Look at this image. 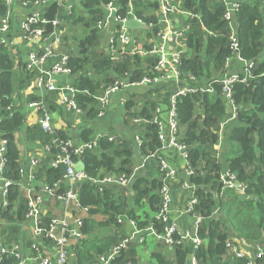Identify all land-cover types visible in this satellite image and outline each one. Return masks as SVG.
I'll return each mask as SVG.
<instances>
[{
    "label": "trees",
    "instance_id": "1",
    "mask_svg": "<svg viewBox=\"0 0 264 264\" xmlns=\"http://www.w3.org/2000/svg\"><path fill=\"white\" fill-rule=\"evenodd\" d=\"M81 8L86 18L80 17L74 8L68 16L64 15V7L56 3L50 5L43 17L47 21L60 19L71 21L74 25H82L85 36L78 40L77 54L73 52L67 61V67L74 75H79L75 87L79 92L75 100L92 118L98 114L96 109L97 95L102 87L109 86L116 79H124L130 75V81L138 82L145 76L152 77V68L158 60L153 57L141 56L113 59L110 48L102 47L103 33L97 24L107 15L106 7L112 0H81ZM129 1L119 0L118 16L131 18ZM133 16L142 20L149 29L143 31L149 38H154L160 31L157 11V0H132ZM18 2H24L18 0ZM182 9L192 13L187 20L189 30L186 33V46L190 56H182L179 71L181 74L179 88H198L197 93H186L177 97L175 111L180 128L179 141L187 147L188 162L194 171L189 178L195 188L198 203L193 214L202 219L199 224L198 236L202 245L194 252L185 243L177 245L175 259L172 262L166 257L155 254L158 264H189L193 254L198 264H249L247 258H237L228 254L229 241L255 245L264 250V0H241L237 12V38L242 56L254 63V79L248 84H235L233 101L238 109L235 122L227 126L224 136V162L218 158L217 146L220 143L219 131L222 121L229 117V109L223 100V84L219 79L226 72V63L232 58L230 48V28L224 21L226 8L219 0H183ZM8 14L6 0H0L1 20ZM54 32L51 23L45 26V35ZM146 50H151L146 46ZM14 61L8 48L0 51V132L9 141L8 163L5 176L17 182L20 180L19 151L16 134L25 130V117L22 110L8 112L13 104L12 95L15 89ZM22 72L30 76L26 66H20ZM194 77L196 81L191 80ZM170 85H176L170 83ZM163 90L167 85H156ZM155 86V87H156ZM177 86V85H176ZM153 86V88H155ZM213 88V92L206 90ZM151 88V89H153ZM132 119H140L148 123L136 125L137 132L143 140L140 148L144 157L157 154L162 148L158 138V126L152 124L159 103L148 101L141 107L131 101L127 104ZM26 133V130H25ZM30 139H38L45 147L51 143V138L59 142L67 141L66 133L45 134L40 128L28 130ZM81 139L84 143L93 141V132L86 130ZM136 141V138L134 139ZM98 148L87 149L80 156H74L75 161H83L85 175L95 179L107 174L127 173L133 163V152L130 143L109 142L108 137L98 143ZM59 151L52 149L50 155ZM48 157L40 169L41 179L46 178L50 186L62 183L65 175L63 165L58 168L50 166L52 157ZM158 160L152 163L156 164ZM223 163L227 171L236 175V181L243 187L225 188L221 177ZM148 165L149 176L138 178L133 185V198H125V191L118 188H107L100 193L97 187L89 181L82 184L79 199L82 208L88 210L82 227L86 239L76 246V262L78 264H96V258L125 239L116 234L121 228L119 216H126L136 223L138 229L153 225L159 233L164 231V225L155 220L160 205L159 190L161 178H153L150 172L155 166ZM160 174V173H159ZM65 187L59 193L65 192ZM17 185L11 187L9 207L0 210V234L5 241L13 245L24 240V221L27 214V204L19 198ZM242 192V193H240ZM152 214H150V213ZM110 230L103 237H93L96 228ZM237 244V243H236ZM129 251V250H128ZM122 253L113 264H136L134 254ZM255 259L257 264H264V257ZM1 264H18L15 257H6Z\"/></svg>",
    "mask_w": 264,
    "mask_h": 264
},
{
    "label": "built area",
    "instance_id": "2",
    "mask_svg": "<svg viewBox=\"0 0 264 264\" xmlns=\"http://www.w3.org/2000/svg\"><path fill=\"white\" fill-rule=\"evenodd\" d=\"M18 0H6L8 5V14L2 18L0 26V39L5 45L7 43V35L10 32V12L12 6ZM56 3H62L63 1L69 2L70 0H52ZM159 4V10L157 11V16L159 17L160 31L156 36V41L151 40L145 35L143 31L131 32L125 28L124 24L133 18L138 19L133 16L134 5L133 1H129V15L132 17L122 18L118 16L119 0H112L111 3L106 7L107 15L105 19L97 24V28L103 33V38L108 32L112 33V37L109 41L108 47L110 48V53L113 59H121L124 57L141 56L143 58L153 57L158 60L157 64L152 68V77L145 76L138 82L130 81V75L126 74L124 79H116L113 84L102 87L101 94L95 97L97 105L96 109L98 111L97 117H102L106 115V111L110 106L111 97L119 92L128 90L129 88H151L162 83L174 82L177 85L180 84L181 74L179 71V66L181 64L182 56H190L191 53H178L168 55L165 52L164 44L167 42H173L182 40L186 46L185 36L189 30L188 25L184 28L173 31L168 30L167 32L161 31L162 21H166L169 17L174 16L177 12L182 10L183 0H157ZM63 2V3H64ZM226 8L224 15V21L228 24L231 34L229 37L230 48L232 50V58H236L237 65L232 64L231 58L226 63V72L221 78L215 79L223 84V100L225 101L227 108L229 109V117L222 121L219 131V139L222 140L227 126L231 125L236 121L238 116V109L233 101V88L237 83H243L248 85L253 79V68L254 63L245 59L240 51V43L237 38V12L241 6V0H221ZM38 1H34V5H38ZM23 7H28V4L21 2ZM71 8V7H70ZM187 20L193 17L192 13L186 12ZM160 18L161 21H160ZM140 20V19H138ZM142 21V20H140ZM51 23L54 32L47 37L45 35V26ZM61 26V20L56 19L53 21H47L42 14L33 13L22 25V32L30 40L50 38L58 40V34L56 31ZM161 43V44H160ZM146 46H150L151 50H146ZM55 57L53 47L50 46L44 50L42 53L30 54L27 58L26 69L28 71H33L35 68H41L49 62L50 59ZM70 56H65L60 64H56L52 67L50 71L40 70L39 75L36 78V86L40 91H46L47 93H61L63 95V101L66 102L69 107L80 112V108L75 100L78 93H88L86 91L79 92L75 86H63L60 87L56 85L54 76L57 75H71L72 71L67 67V61ZM191 80L196 81L194 77H190ZM209 93L213 92V88L209 87L206 90ZM198 88H180L178 93L173 97L172 108L170 110L169 120L165 122L161 118L162 111L157 108L155 117L152 120V124L158 126V138L162 143V148L159 152L168 150L169 148H175L179 151L187 160L188 152L187 147L179 141V125L177 122V115L175 111V102L178 96L184 95L186 93H197ZM29 107L36 110L39 114V127L47 135H53L56 132L52 127V118L49 111L46 109V103L44 100L41 101H31ZM0 108V115H1ZM8 112L20 111L17 109L13 103L7 108ZM134 124L140 125L142 123H148L140 119H132ZM16 140H22L25 138V130H21L15 136ZM109 142L116 143V138L114 136L108 137ZM51 143L48 146H44L46 152V159L50 157V152L52 149L59 151L52 155V160L50 166L53 168H58L63 165L65 167V175L63 177L62 183H55L50 186L46 182V178L41 179L40 169L42 164L37 161H32V167L34 169H39L37 172V179L41 183L40 188L33 187L34 176L28 174L27 167L20 166V180L13 182L5 176L6 167L8 163V145L9 141L0 132V210H4L9 207V196L11 187L17 185L19 198L17 200L16 206L19 205L21 200H24L27 204V214L25 216L24 226L30 224L32 226L34 239L29 243L28 247L23 242L19 244L10 245L5 241V237L0 234V264L6 257H15L18 260V264H68L70 257L74 254V250L71 247L70 236L78 241L86 239L82 232V227L84 225V220L87 215L88 210L82 208L79 199V193L81 186L84 182L89 181L94 184L100 193H103L107 188H119L128 189L131 185L135 183V175L139 171V167H134L131 174L127 173H114L107 174L105 176L98 177L95 179L88 178L85 172H78L76 166L78 162L75 161L74 156L80 157L84 151L87 149L98 148V142L92 141L91 143H83L81 145L75 146L71 139L67 141L59 142L58 139L51 138ZM136 143L139 148L143 144V140L139 135L136 136ZM218 150V146H217ZM149 159H158L159 172L162 175V185L159 190L160 205L158 213L155 216V220L164 225V231L159 233L155 230L153 225L147 228V231L151 233L159 242H164L167 246L176 247L181 245L183 242L182 238L178 237L177 227L170 221V213L172 206V195L170 181L175 179L176 172L172 170L169 166L167 159L162 156L158 157L157 154L146 157V161ZM143 167V166H142ZM193 170L188 168L187 175L190 178L193 175ZM221 181L225 188H238L243 190L247 186L243 187L236 181V175L230 174V172H224L221 177ZM64 186L65 192L59 193L60 188ZM183 188L187 190H194L195 188L189 183L185 182ZM193 191V192H194ZM242 193V192H240ZM190 205L189 212L194 211L195 205L198 200L195 196ZM51 202H56L58 205V210L61 212L60 217H56L53 214H49L48 211H43L44 206H49ZM81 213V214H80ZM118 222L122 225L126 221L124 216L118 217ZM202 222L201 218H198L196 234L192 238L193 240V251L195 252L203 243V241L198 236L199 224ZM129 223L136 227V223L133 220H129ZM0 225H2L0 223ZM3 227H1L2 229ZM0 229V230H1ZM25 227H23V233L25 234ZM140 231H134L131 236L126 237L118 245L113 246L108 253L100 255L96 258V264H113L118 258L121 257L122 253L127 252L130 249L131 243L134 241L135 236L139 234ZM48 242L53 245L56 249L54 254L48 252L43 253L41 251V244ZM237 243V244H236ZM240 245H245L250 247V244L240 243L236 241H229L227 244L228 254H233L237 258H247L249 264H257L256 259L248 258V253L246 250H241ZM25 248H29L31 253L25 255L23 252ZM76 249V248H75ZM257 258L261 259L264 257V250L256 248ZM76 254V252H75ZM195 258V257H194ZM133 264V263H126ZM193 264H198L196 259Z\"/></svg>",
    "mask_w": 264,
    "mask_h": 264
},
{
    "label": "crops",
    "instance_id": "3",
    "mask_svg": "<svg viewBox=\"0 0 264 264\" xmlns=\"http://www.w3.org/2000/svg\"><path fill=\"white\" fill-rule=\"evenodd\" d=\"M28 4V7H23L21 2L15 1L10 12V32L7 35V43L4 45L0 39V51L2 48H8L11 57L13 58L15 67H14V77H15V89L12 95L13 103L17 109L22 110L25 117V138L21 141H17V148L19 151V164L20 166L27 167L28 174L34 176L33 187L40 188L41 183L37 179V172L39 169H34L32 167V161H37L39 164H42L46 160V152L42 143L38 140L30 139L28 130L35 127H39V114L36 110L29 107L31 101H41L44 100L46 103V109L49 111L52 118V127L56 133L64 132L67 137L71 139L75 146L81 145L84 142L81 139L82 133L86 130L93 132V141L101 142L103 138L114 136L116 138V143L128 142L133 154V163L131 169L134 167H139V171L135 175V182L138 178H147L148 165H152L156 159H149L146 161V157L142 155L140 148L138 147L134 139L139 134L137 132L136 124H134L129 110L127 109L128 102H135L138 107H141L143 103L148 101H154L159 103L158 109L162 111L161 118L167 122L169 120L170 110L172 108L173 97L178 93L180 88L178 85H170L169 83H163L167 87L163 90H160L161 87L154 86L155 88L151 89L148 87L145 88H129L123 92L114 94L110 99V106L106 111V115L102 117L92 118L88 115L87 111L85 112L80 106V112L72 110L69 105L63 101V95L61 93H47L46 91H40L36 86V78L39 75V71L45 70L50 71L53 66L60 64L63 57L71 56L73 52L74 55L77 54L78 40L85 36L84 29L82 25H74L71 21L63 20L61 21L60 28L56 31L58 34V40L50 38L42 39H33L30 40L22 32V25L33 13L45 14L48 7L56 2L52 0H23ZM38 1V5H34L33 2ZM64 2V1H63ZM56 3L59 7H64V15H70L74 8L76 9L80 17L86 18V15L83 13L81 8V0H70L69 2L65 1L64 3ZM71 7V8H70ZM186 12L182 10L177 12L174 16L169 17L166 21L161 23V31L167 32L168 30L177 31L186 26L187 16ZM162 18H160L161 21ZM49 37V36H47ZM151 40L156 41V37L150 38ZM72 40V43H70ZM161 44V43H160ZM182 40L167 42L164 44L165 52H168V55L186 53L188 52L187 46ZM52 46L55 57L50 59L45 66L41 68H35L33 71H27L30 73V76H27L25 72H22L20 66H27V58L30 54L42 53L45 49ZM232 64L237 65V59L231 58ZM79 75H57L54 76V81L56 85L60 87L63 86H75L76 81L78 80ZM172 83V82H170ZM174 83V82H173ZM180 134V128L178 136ZM225 145V136L222 137L218 145V158L221 162H224V145ZM226 148V145H225ZM161 156L167 159L169 166L172 170L176 172L175 179L170 181L171 186V195H172V206L170 213V221L178 229V237L183 239L182 243H185L188 247H193L192 238L196 234L197 221L193 212H189L190 205L193 201L194 190H187L183 188L185 182H189V177L187 175V170L189 168L188 160L175 148H169L162 152ZM158 160V159H157ZM143 166V167H142ZM155 169L150 172L151 177L161 178L162 175L159 174L158 162L153 164ZM223 172H227V165L223 163ZM37 171V172H36ZM190 183V182H189ZM134 185V184H133ZM133 185L128 189H119L125 191V198H133ZM132 199H130V202ZM43 211H48L51 215L56 217L61 216V212L58 210V205L56 202H51L49 206H44ZM150 213V212H149ZM81 214V213H80ZM152 214V213H150ZM126 220L122 224L121 228L117 231L116 234H119V237L126 238L131 236L134 231L139 230L140 233L135 236L134 241L130 245V251L134 254V260L136 264H158L154 258L155 254L162 255L167 258L170 262L173 263L175 257L174 247L167 246L164 242H159L154 236L151 235L149 231L145 229H138V227H133L129 223V219L124 216ZM25 235L24 243L28 247L29 243L34 239L32 226L26 224L25 226ZM96 231L93 234V237L98 236L102 238L103 232L106 235L110 230L96 228ZM71 247L74 250V254L70 257L68 264H78L76 262V246L78 241L74 239L73 236H70ZM251 245V250L248 252V258L255 259L256 248ZM41 251L43 253L54 254L56 249L53 245L48 242L41 244ZM46 251V252H45ZM193 251V248H192ZM25 255L31 253L29 248H25ZM194 255L190 257L189 264L194 263ZM256 262V260H255Z\"/></svg>",
    "mask_w": 264,
    "mask_h": 264
},
{
    "label": "water",
    "instance_id": "4",
    "mask_svg": "<svg viewBox=\"0 0 264 264\" xmlns=\"http://www.w3.org/2000/svg\"><path fill=\"white\" fill-rule=\"evenodd\" d=\"M125 28H127L128 30H130L131 32H137V31H147L149 29V27L143 23L142 21L133 18L128 20L125 24H124ZM112 37V33L108 32L106 34V36L102 39V46L104 48L108 47L109 41ZM85 164L83 161L78 162L77 166H76V170L80 173L85 171Z\"/></svg>",
    "mask_w": 264,
    "mask_h": 264
},
{
    "label": "rangeland",
    "instance_id": "5",
    "mask_svg": "<svg viewBox=\"0 0 264 264\" xmlns=\"http://www.w3.org/2000/svg\"><path fill=\"white\" fill-rule=\"evenodd\" d=\"M219 2H221V0H219ZM70 43H72V40H70ZM102 47H103V46H102ZM23 235L26 236L25 234H23ZM16 244H19V243H16ZM239 248H240L241 250H246L247 253L251 250L250 247L245 246V245H240ZM254 248H255V246L253 247V251H254Z\"/></svg>",
    "mask_w": 264,
    "mask_h": 264
}]
</instances>
